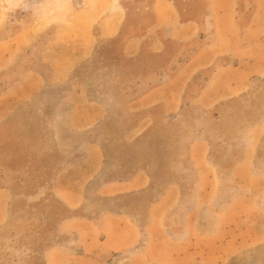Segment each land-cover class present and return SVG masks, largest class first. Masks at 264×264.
<instances>
[{
    "label": "rangeland",
    "instance_id": "374dc122",
    "mask_svg": "<svg viewBox=\"0 0 264 264\" xmlns=\"http://www.w3.org/2000/svg\"><path fill=\"white\" fill-rule=\"evenodd\" d=\"M154 1L0 0V264H97L54 256L71 235L63 220L86 207L136 210L132 200L147 204L169 184L175 205L155 233L164 261L152 264H264V0H176L206 31L161 55L127 57L125 41L153 21ZM210 23L219 26L212 38L237 55L219 56L188 87L184 78L166 84L161 75L207 41ZM235 60L249 87L201 107L195 98L215 67ZM162 84L168 102L143 107L139 99ZM101 164L90 203L69 209L55 177L69 183ZM143 168L148 190L114 204L94 193L102 179Z\"/></svg>",
    "mask_w": 264,
    "mask_h": 264
},
{
    "label": "crops",
    "instance_id": "0c3cea01",
    "mask_svg": "<svg viewBox=\"0 0 264 264\" xmlns=\"http://www.w3.org/2000/svg\"><path fill=\"white\" fill-rule=\"evenodd\" d=\"M155 17L141 33L128 37L124 44V53L127 57H137L143 50L157 55L164 54L170 41L179 43H194L204 30L203 23L197 18L184 19L176 0H155L151 7ZM212 33L206 37L204 44L192 48V54L184 59L181 64L170 73H164L167 79H182L188 87L197 73L216 63L221 55L227 53L237 55L235 48L225 47L212 37L218 38L219 26L209 24ZM217 30V31H216ZM211 36V37H210ZM233 37V36H232ZM231 37V38H232ZM234 38V37H233ZM222 73L224 75H222ZM251 76L245 74L242 65L235 60L215 67L212 75L202 86L195 98L203 108H210L221 100L236 95L249 87ZM166 85L150 89L139 99L143 107H151L161 102H168L161 95L166 90ZM187 90L181 92L182 99ZM160 97V98H159ZM182 103L172 110H178ZM152 119H145L142 123L150 125ZM142 129V128H141ZM139 131V130H138ZM91 144H95L94 142ZM72 167V162L69 163ZM102 164L86 176L73 177L69 183L61 181V172L55 177L56 195L71 210L79 209L90 203L89 195L91 184L101 178ZM71 172V168H69ZM152 185V178L147 169H138L131 176L124 179H102L94 189V193L101 198H107L111 204L116 203L117 197L136 195L143 190H148ZM176 186L169 184L160 197L145 203V200H132L131 206L108 205L102 206L98 214L86 207L83 213L74 214L63 220L60 224L64 232L70 233L68 239L53 245L54 256L63 251L77 256V259L87 257L97 259V264H152L164 261L159 258L157 249L156 232L166 229L165 218L168 210L175 205ZM147 208L144 217L139 210ZM141 212V211H140ZM104 259V260H103ZM103 260V262H102ZM53 264H57L53 262Z\"/></svg>",
    "mask_w": 264,
    "mask_h": 264
}]
</instances>
